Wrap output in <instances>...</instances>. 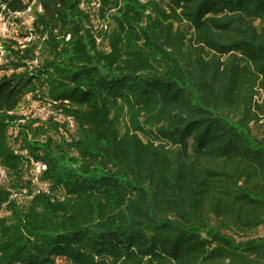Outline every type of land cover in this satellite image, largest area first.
Here are the masks:
<instances>
[{
    "label": "trees",
    "instance_id": "1",
    "mask_svg": "<svg viewBox=\"0 0 264 264\" xmlns=\"http://www.w3.org/2000/svg\"><path fill=\"white\" fill-rule=\"evenodd\" d=\"M28 8L0 37V264H264V0H0Z\"/></svg>",
    "mask_w": 264,
    "mask_h": 264
},
{
    "label": "rangeland",
    "instance_id": "2",
    "mask_svg": "<svg viewBox=\"0 0 264 264\" xmlns=\"http://www.w3.org/2000/svg\"><path fill=\"white\" fill-rule=\"evenodd\" d=\"M16 16H17V19L20 20L19 22H17L14 17L0 15V37L2 38L9 37V38H14V39L23 41L22 38L20 37V33H23L29 29L31 17H30L28 10ZM1 55H2V51H0V67L2 66L3 61H4ZM2 72L3 70H0V74ZM29 103L30 101L26 100L22 104L23 108L21 107L18 109L19 114L29 115V114H33L32 112H34L35 116L41 119L45 118L49 114H53V116H55L56 118L59 117L57 115V112H54V110L51 109V107L47 106L46 104L39 103L37 101L36 102L32 101V104L34 106L29 107L28 105L27 107V104ZM3 180H4V177L2 178V181ZM57 264H61V261L58 260Z\"/></svg>",
    "mask_w": 264,
    "mask_h": 264
},
{
    "label": "built area",
    "instance_id": "3",
    "mask_svg": "<svg viewBox=\"0 0 264 264\" xmlns=\"http://www.w3.org/2000/svg\"><path fill=\"white\" fill-rule=\"evenodd\" d=\"M78 6L80 9H82L84 11H89V12L95 13L97 11L98 6H99V0H78ZM27 10H29V8ZM19 14L20 13H16V15H19ZM93 24L95 25V27H102V28L106 27V22L100 18H94ZM68 37L69 36H67L66 38L68 39ZM28 101H30V100L28 99ZM34 102H36V101H34ZM39 103H41V102H39ZM42 103L51 107L52 103H55V102H52V103L51 102H42ZM28 105H29V107L34 106L32 104V101H30V103L27 104V107H28ZM21 107L23 108L22 104L20 105L19 108H21ZM32 113L33 114H29V116L36 117L34 112H32ZM51 113H53V112H51ZM45 168H46V166L44 163H42L40 161L33 160L31 158L29 159L28 176H29L31 183L33 185V192L34 193L48 192L47 183L43 182L39 177L40 172L43 171ZM1 177L2 178L4 177V171L2 168H0V182L2 181ZM23 193H25V190H23ZM18 195L19 194H14V196H18Z\"/></svg>",
    "mask_w": 264,
    "mask_h": 264
}]
</instances>
